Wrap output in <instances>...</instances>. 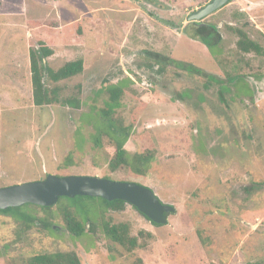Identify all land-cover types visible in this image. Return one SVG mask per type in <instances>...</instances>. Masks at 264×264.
Instances as JSON below:
<instances>
[{
    "label": "rangeland",
    "instance_id": "1",
    "mask_svg": "<svg viewBox=\"0 0 264 264\" xmlns=\"http://www.w3.org/2000/svg\"><path fill=\"white\" fill-rule=\"evenodd\" d=\"M210 1L0 0V188L97 176L148 187L175 208L167 225H154L129 204L61 198L49 214L26 208L53 230L37 221L22 237V223L0 214V264L57 252L82 264H264V54L241 52L236 31L264 48V0H232L199 23L217 28L215 53L188 21ZM41 42L52 71L78 59L84 70L58 82L46 75L55 102L38 107L30 50ZM207 75L244 79L222 90ZM113 90L122 93L109 114ZM114 124L131 130L130 156H153L145 175L109 168V130L122 135ZM67 211L85 225L82 237L67 230ZM107 224H126L137 247L107 237Z\"/></svg>",
    "mask_w": 264,
    "mask_h": 264
},
{
    "label": "trees",
    "instance_id": "2",
    "mask_svg": "<svg viewBox=\"0 0 264 264\" xmlns=\"http://www.w3.org/2000/svg\"><path fill=\"white\" fill-rule=\"evenodd\" d=\"M0 7H1V3H0ZM193 26H194L193 27L194 31L192 37L194 39L197 38L200 39L201 42L211 50L212 53H215V48L218 46V43L221 40V36L218 33L217 28H215L213 25H199L197 23H194ZM236 31L237 34L239 35V41L237 43V47L241 52L255 53L256 55L264 54V48H262L254 40L250 39L246 34V32L240 29ZM150 54L155 56L156 58H159L163 64L172 63L177 69L180 70L182 69L184 72H190L194 76L201 75L203 72L202 70L197 69L195 66L191 64L186 65L179 61H176L175 59H170L169 57L160 54H153V53ZM52 55H53L52 49L43 42L39 43L38 47H32V49L30 50L33 102L35 106L38 107L51 105L52 103L55 102V98L51 96V94L49 93L48 89L45 86L44 79L46 75L47 76L49 75L53 81L58 82L69 79L78 74H81L84 70L83 60L78 59L76 61H71L66 63L61 69L54 72L49 68V66L46 63V60ZM207 78L210 79L211 82L217 84L218 87L220 86L219 88L222 90H224L225 88L228 89L229 88L228 84L236 83L238 79L241 80L244 79L239 76H235V77L229 76L228 81H225L214 75H207ZM121 93L122 91L120 90H113L111 92L112 102L109 105V114H111V112L114 111L115 108L119 106L118 100ZM113 126L114 128H116V126L117 128H119V126L116 124H114ZM120 130L122 133L120 138L112 135V132L109 130L111 139L114 140L116 143L115 144L116 153L109 163V168L112 171H116L120 167H129L134 173L138 175H145L147 169L151 164L153 156H151L150 154H136L134 156H130L124 147L127 141L129 140V137L131 135V130L129 128L125 129L122 126ZM76 198H82V196H77L73 199ZM63 199H70V198L63 197ZM92 199H97V200L99 199L106 206L121 207L127 204L119 200L108 202L102 198H92ZM60 200L61 198L59 199V201ZM70 202L76 203V202H86V201H70ZM28 207L38 208L41 211L45 212L46 214H49L52 209V207H41L33 204H26L22 207L0 210V214L10 215L14 217L17 221H20L22 223L21 226L23 227L19 231L18 234L19 237L26 235L30 230H32L36 226L37 221L41 222L46 229H50L51 231L53 230L52 227L50 228V222H48L47 219L43 218L37 220L35 219V216L32 213L27 212L26 208ZM64 218H65L66 228L72 236L80 238L85 234V231L87 230L85 225L71 211L64 212ZM104 233L111 240L122 246L130 245V249L136 248L138 245L137 239L131 238L129 236V229L126 224H119L114 226L107 224L104 227ZM25 264H82V263L78 255L74 252H67V253L57 252L53 254L52 253L40 254L29 257L26 260Z\"/></svg>",
    "mask_w": 264,
    "mask_h": 264
},
{
    "label": "water",
    "instance_id": "3",
    "mask_svg": "<svg viewBox=\"0 0 264 264\" xmlns=\"http://www.w3.org/2000/svg\"><path fill=\"white\" fill-rule=\"evenodd\" d=\"M232 0H211L206 6L193 12L189 22H202L218 12ZM77 196L103 198L108 202L123 201L135 207L142 215L157 225H167L169 215L175 212L171 205L163 204L154 191L134 182H114L91 176L48 175L44 180L0 188V210L33 204L53 207L60 198Z\"/></svg>",
    "mask_w": 264,
    "mask_h": 264
},
{
    "label": "flooded vegetation",
    "instance_id": "4",
    "mask_svg": "<svg viewBox=\"0 0 264 264\" xmlns=\"http://www.w3.org/2000/svg\"><path fill=\"white\" fill-rule=\"evenodd\" d=\"M194 23H197V24H199L200 22H194ZM199 25H201V24H199ZM48 176V175H47ZM46 176V177H47ZM55 176H58V175H55ZM71 176V175H70ZM72 176H74V175H72ZM58 177H60V176H58ZM63 177H65V176H63ZM91 177H97V176H91ZM106 179V178H105ZM41 180H44V179H41ZM40 180V181H41ZM100 198V197H99ZM103 199V198H102ZM105 200V199H104ZM107 201V200H106ZM153 223V222H152ZM154 225H157V224H155V223H153ZM43 227H44V225H42Z\"/></svg>",
    "mask_w": 264,
    "mask_h": 264
},
{
    "label": "crops",
    "instance_id": "5",
    "mask_svg": "<svg viewBox=\"0 0 264 264\" xmlns=\"http://www.w3.org/2000/svg\"><path fill=\"white\" fill-rule=\"evenodd\" d=\"M261 192V191H260Z\"/></svg>",
    "mask_w": 264,
    "mask_h": 264
}]
</instances>
